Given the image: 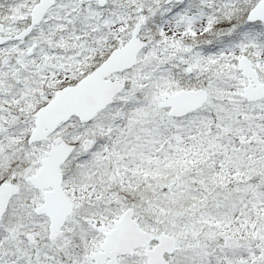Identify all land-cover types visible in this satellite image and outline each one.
I'll use <instances>...</instances> for the list:
<instances>
[{
    "label": "snow or ice",
    "instance_id": "1",
    "mask_svg": "<svg viewBox=\"0 0 264 264\" xmlns=\"http://www.w3.org/2000/svg\"><path fill=\"white\" fill-rule=\"evenodd\" d=\"M0 264H264V0H0Z\"/></svg>",
    "mask_w": 264,
    "mask_h": 264
}]
</instances>
